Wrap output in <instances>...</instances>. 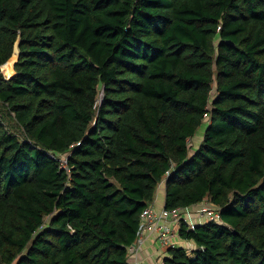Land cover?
<instances>
[{
	"label": "trees",
	"instance_id": "16d2710c",
	"mask_svg": "<svg viewBox=\"0 0 264 264\" xmlns=\"http://www.w3.org/2000/svg\"><path fill=\"white\" fill-rule=\"evenodd\" d=\"M163 183L167 262L264 264V0H0V264H131Z\"/></svg>",
	"mask_w": 264,
	"mask_h": 264
},
{
	"label": "built area",
	"instance_id": "2783aa9c",
	"mask_svg": "<svg viewBox=\"0 0 264 264\" xmlns=\"http://www.w3.org/2000/svg\"><path fill=\"white\" fill-rule=\"evenodd\" d=\"M59 160L61 168L69 170L67 166V156L56 157ZM208 222H223L219 209L215 208L210 202L204 201L198 205L185 208L158 209L155 205L146 208L141 216V222L137 232L136 243L129 248V254H138L147 232L158 234L159 242L164 247L178 248L184 247L187 250L193 249L192 243H186L180 236V229L186 226L187 230H195L199 225ZM184 246H181L178 241ZM159 264H176L162 260Z\"/></svg>",
	"mask_w": 264,
	"mask_h": 264
},
{
	"label": "crops",
	"instance_id": "0c3cea01",
	"mask_svg": "<svg viewBox=\"0 0 264 264\" xmlns=\"http://www.w3.org/2000/svg\"><path fill=\"white\" fill-rule=\"evenodd\" d=\"M195 139V138H194ZM194 139L192 140L193 147H199L200 144H196ZM165 196H166V190L164 183L161 184L158 188L156 200L154 202V205L161 209L165 207ZM158 234L147 232L146 238L144 240V244H142L140 251L138 254L131 255L129 258V261L131 264H159L162 260L168 259L171 257L170 248L164 247L160 244ZM178 238L179 244L181 246H184L180 243Z\"/></svg>",
	"mask_w": 264,
	"mask_h": 264
},
{
	"label": "rangeland",
	"instance_id": "374dc122",
	"mask_svg": "<svg viewBox=\"0 0 264 264\" xmlns=\"http://www.w3.org/2000/svg\"><path fill=\"white\" fill-rule=\"evenodd\" d=\"M15 55H17L18 54V49H17V47H16V49H15V53H14ZM13 59V58H12ZM16 60H17V56H16V58L14 59V61H9L7 64H5L4 66H3V74L6 76V77H9L10 76V74L12 73V71H13V66H14V62H16ZM9 65H11V66H9ZM2 110V109H1ZM7 124V123H6ZM204 130H205V127H203L201 130H199L198 132H197V134H196V136L194 137L195 139H194V141H195V143L198 145V144H200L201 143V141H202V139H203V134H204Z\"/></svg>",
	"mask_w": 264,
	"mask_h": 264
},
{
	"label": "bare ground",
	"instance_id": "6f19581e",
	"mask_svg": "<svg viewBox=\"0 0 264 264\" xmlns=\"http://www.w3.org/2000/svg\"><path fill=\"white\" fill-rule=\"evenodd\" d=\"M16 56L18 57V54H17V55H14V56L12 57L13 59L11 58L10 61H11V62L14 61V59L16 58ZM16 62H17V60H16ZM16 62H14V65H15ZM12 63H13V62H12ZM9 66H11V65H9ZM13 67H14V66H13ZM12 72H13V71H12ZM11 74H12V73H11Z\"/></svg>",
	"mask_w": 264,
	"mask_h": 264
},
{
	"label": "water",
	"instance_id": "95a60500",
	"mask_svg": "<svg viewBox=\"0 0 264 264\" xmlns=\"http://www.w3.org/2000/svg\"><path fill=\"white\" fill-rule=\"evenodd\" d=\"M17 49H18V47H17ZM18 58H19V52H18V57H17V61H18Z\"/></svg>",
	"mask_w": 264,
	"mask_h": 264
}]
</instances>
